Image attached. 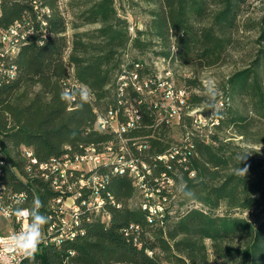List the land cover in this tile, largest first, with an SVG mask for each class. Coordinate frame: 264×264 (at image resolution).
<instances>
[{
	"label": "trees",
	"instance_id": "1",
	"mask_svg": "<svg viewBox=\"0 0 264 264\" xmlns=\"http://www.w3.org/2000/svg\"><path fill=\"white\" fill-rule=\"evenodd\" d=\"M127 1L142 2L149 16L133 36L115 0H0V34L20 23L15 54L0 55V155L6 160L1 181L6 194L26 195L15 208L30 207L36 198L46 216L57 191L38 163L65 151L81 153L87 145L101 149L114 139L94 122L117 104L116 77L131 70L139 76L155 72L143 60L125 58L128 46L152 50L166 61L212 66L231 43L246 0ZM86 25L92 27L82 29ZM252 25L257 29L254 55L228 77L215 110L203 106L202 96L186 95L178 125L192 147L184 159H155L181 141H173L169 125L156 123L144 101L137 124L123 133L127 146L151 168L145 181L163 199L162 211L151 214L142 206L146 197L133 175L99 166L98 173L107 175L99 190L101 211L82 213V232L59 243L41 242L34 259L22 264H211V257L212 264H264V150L222 134L230 128L246 139L254 117L264 118V14ZM11 66L12 77L3 72ZM85 86L89 103L81 106L77 95L61 101L65 89ZM244 96L250 104L246 112L230 103ZM141 97L131 85L122 95L134 103ZM192 109L210 113V122H217L200 132L203 126H195L188 114ZM138 144L146 148L139 150ZM26 149L37 163L29 162ZM160 181L165 187L156 191ZM182 183L193 196L178 192Z\"/></svg>",
	"mask_w": 264,
	"mask_h": 264
},
{
	"label": "built area",
	"instance_id": "2",
	"mask_svg": "<svg viewBox=\"0 0 264 264\" xmlns=\"http://www.w3.org/2000/svg\"><path fill=\"white\" fill-rule=\"evenodd\" d=\"M19 26L20 23H16L0 34L2 43L0 55L13 56L15 54L20 39L17 34ZM3 72L12 77L15 68L11 66ZM116 84L117 104L98 113L94 122V126L98 130L113 133L114 139L106 142L101 149L95 145H87L81 153L70 154L69 151H65L38 163V169L44 179L57 191V196L52 200L50 211L46 214L48 222L43 225L41 242L59 243L62 239L74 237L78 232H82V229L79 228L82 213L86 211L99 213L101 211L103 198L99 194V190L105 184L107 175L98 173L99 166H107L113 172H128L133 175L134 184L141 189L146 197L142 206L148 208L151 214L163 209L160 200L154 201V193L149 191L145 181L151 168L127 146V138L123 133L134 127L140 119L142 112L139 104L142 101L146 102L148 108L154 111L157 124L170 125L172 122H179L181 112L185 108L187 92L183 86L172 85L167 77L161 78V74L157 71L139 76L136 70H131L129 73L118 75ZM127 85H131L141 94V99H138L136 103L122 99ZM188 114L192 116L193 124L197 127L203 125L211 127L213 121L217 122V119L210 122V117L202 118L199 109H192L188 111ZM136 147L141 150L146 148V145L138 144ZM191 147V143L183 139L166 153L157 155L155 159L166 162L169 158L178 156V160L181 161L184 159L185 150L188 151ZM25 155L31 164L37 163L30 150L26 149ZM5 163V158L0 155V214L12 222L14 228L7 234L0 235V264H22L26 258L16 253L8 245L10 237L26 231L29 227V218L21 216L16 211L18 208H15L26 199V195L24 193H5L1 181ZM29 166L30 164L27 169ZM166 182L167 184L173 183L172 179H167ZM163 184L164 181H160L156 191L163 187ZM34 200L37 201L36 198ZM111 202L114 203L113 200ZM106 217L109 216L106 215ZM149 220L151 221V217Z\"/></svg>",
	"mask_w": 264,
	"mask_h": 264
},
{
	"label": "rangeland",
	"instance_id": "3",
	"mask_svg": "<svg viewBox=\"0 0 264 264\" xmlns=\"http://www.w3.org/2000/svg\"><path fill=\"white\" fill-rule=\"evenodd\" d=\"M118 12L125 16L129 22V32L133 36L135 30L144 28L149 16L146 12V6L142 3L128 2L127 0H115ZM214 7V5H212ZM211 7V8H212ZM264 14V0H246L241 7L240 13L237 17V28L231 33V43L223 53L220 61L212 66H203L199 63L185 65L178 60L166 61L155 55L154 51H144L128 46L125 51V58L143 60L144 64L152 67L154 71L161 74V78L167 77L168 81L174 86H183L188 95L198 94L203 98V106H207V96L205 94V85L211 80L218 88V95L216 99L224 96V89L222 86L226 84L228 77L235 71L245 68L252 59L255 52V38L257 36V29L253 27V22L258 20ZM92 26L86 25L82 29L91 28ZM70 32V30L68 31ZM196 80V85L188 83L187 79ZM230 103L240 111L246 112L250 108L248 98L236 97L230 100ZM200 111V109H199ZM209 114V115H208ZM201 114L202 118H209L210 113ZM251 115V113L249 114ZM255 118V124L252 125L251 134L247 138L237 135L230 128H225L222 131L223 136L227 139L231 138L235 142L240 143L247 148L251 147L256 150H264V118ZM169 133L174 142L183 140V134L178 122H172L169 125ZM210 126L203 125L200 132H206ZM261 140V141H260ZM260 141V142H257ZM165 185L163 184L164 188ZM176 198L178 192L176 190ZM154 201L163 200L154 195ZM138 197L132 199V203L136 204ZM158 203V202H157ZM177 205L175 204L174 207ZM8 219L0 214V224H4ZM12 229L14 225H12ZM9 232L6 231L5 234ZM212 264V257H211Z\"/></svg>",
	"mask_w": 264,
	"mask_h": 264
},
{
	"label": "clouds",
	"instance_id": "4",
	"mask_svg": "<svg viewBox=\"0 0 264 264\" xmlns=\"http://www.w3.org/2000/svg\"><path fill=\"white\" fill-rule=\"evenodd\" d=\"M205 94L208 98V107L215 110L214 101L218 95V88L213 81L209 80L206 83ZM73 95L78 96L81 106L91 101V92L86 86L77 90L76 92H71L65 89L60 93V99L65 103H69L71 102ZM240 171L241 174H243L246 169ZM178 192H180L185 197L193 196V193L190 190H187L186 184L183 183L178 186ZM38 203V201L34 200L30 207L18 208L16 210L21 216H27L30 220V224L26 231L14 234L12 237H10V242L8 245L16 253H19L28 259H34L36 253L38 252L42 238V228L43 225L48 222L47 217L39 212L37 207Z\"/></svg>",
	"mask_w": 264,
	"mask_h": 264
},
{
	"label": "crops",
	"instance_id": "5",
	"mask_svg": "<svg viewBox=\"0 0 264 264\" xmlns=\"http://www.w3.org/2000/svg\"><path fill=\"white\" fill-rule=\"evenodd\" d=\"M13 223L9 220L7 222H4V224H0V235H3L6 233V231H11Z\"/></svg>",
	"mask_w": 264,
	"mask_h": 264
}]
</instances>
